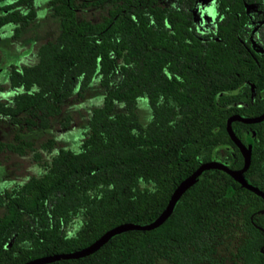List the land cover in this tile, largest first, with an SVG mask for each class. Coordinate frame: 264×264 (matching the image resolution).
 Masks as SVG:
<instances>
[{"label": "trees", "instance_id": "obj_1", "mask_svg": "<svg viewBox=\"0 0 264 264\" xmlns=\"http://www.w3.org/2000/svg\"><path fill=\"white\" fill-rule=\"evenodd\" d=\"M48 4L58 33L38 45L35 62L10 65L13 93L0 114L44 129L93 81L103 95L77 149L58 148L39 175L0 191V264L73 251L117 224L152 221L200 162L240 168L226 118L264 112V52L237 38L238 17L218 25L217 39L201 41L184 7L159 0ZM87 7L104 12L96 21L78 18ZM35 16L34 0H0V28L17 34ZM140 99L145 122L136 112ZM230 127L251 145L244 177L264 192V119ZM4 146L20 155L32 149L18 137ZM263 207L261 197L208 169L158 227L123 231L89 255L45 264H264Z\"/></svg>", "mask_w": 264, "mask_h": 264}, {"label": "rangeland", "instance_id": "obj_2", "mask_svg": "<svg viewBox=\"0 0 264 264\" xmlns=\"http://www.w3.org/2000/svg\"><path fill=\"white\" fill-rule=\"evenodd\" d=\"M49 0H34L36 16L17 34L11 25L0 28V103H8L13 90L8 85L7 71L10 65H27L36 60V48L58 33L57 22L50 15ZM83 1V0H77ZM161 5L171 7L174 0H159ZM103 9L82 8L77 17L92 21L99 19ZM103 91L93 81L81 96L72 94L60 106L58 115L50 118L47 128H29L23 123H15L0 114V191L37 176L43 171L42 163L48 162L58 148L77 149L86 132V122L92 107L101 103ZM142 122L149 117L145 99H140L136 108ZM20 138L32 143V149L18 154L5 148L4 144L16 142ZM52 140L51 149L42 144ZM223 152V151H221ZM225 254V243L219 250Z\"/></svg>", "mask_w": 264, "mask_h": 264}, {"label": "water", "instance_id": "obj_3", "mask_svg": "<svg viewBox=\"0 0 264 264\" xmlns=\"http://www.w3.org/2000/svg\"><path fill=\"white\" fill-rule=\"evenodd\" d=\"M264 119V112L255 116H241L239 114H231L226 118L225 130L232 143L235 145L240 155L242 156V166L237 169L229 168L226 164L217 160H208L200 162L197 167L186 177L179 181L169 195V198L163 207V209L157 214V216L150 222L145 224H134V223H120L107 230H105L99 237L93 240L88 245L81 247L73 251H65L60 253H53L44 255L27 260L21 264H45L60 259H76L91 254L102 246L110 237L127 230H151L162 224L166 218L170 215L176 201L182 195V193L190 187L198 178V176L205 170L218 169L229 175L234 181L239 183L243 188L253 192L255 195L261 197L264 200V192L251 184L245 177L244 172L246 171L250 162V151L251 145L249 143L243 144L240 139L232 131L230 124L233 121H239L241 123L250 124L258 123ZM264 212V207L262 209ZM261 253L264 254V249H260Z\"/></svg>", "mask_w": 264, "mask_h": 264}, {"label": "flooded vegetation", "instance_id": "obj_4", "mask_svg": "<svg viewBox=\"0 0 264 264\" xmlns=\"http://www.w3.org/2000/svg\"><path fill=\"white\" fill-rule=\"evenodd\" d=\"M171 7H184L190 16L193 35L201 41L217 39L218 25H224L232 14L241 25L237 38L249 41L255 52H264L258 44L264 41V0H174Z\"/></svg>", "mask_w": 264, "mask_h": 264}]
</instances>
